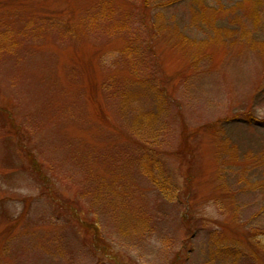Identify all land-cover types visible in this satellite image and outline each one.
<instances>
[{
    "label": "rangeland",
    "instance_id": "obj_1",
    "mask_svg": "<svg viewBox=\"0 0 264 264\" xmlns=\"http://www.w3.org/2000/svg\"><path fill=\"white\" fill-rule=\"evenodd\" d=\"M143 4L0 0V264H264V0Z\"/></svg>",
    "mask_w": 264,
    "mask_h": 264
},
{
    "label": "trees",
    "instance_id": "obj_2",
    "mask_svg": "<svg viewBox=\"0 0 264 264\" xmlns=\"http://www.w3.org/2000/svg\"><path fill=\"white\" fill-rule=\"evenodd\" d=\"M147 1L148 0H144V4H146L147 3ZM144 4L142 5V6H144ZM157 62H158V60H157ZM157 62H156V64H157ZM153 76V75H152ZM160 81V80H159ZM161 82V81H160ZM157 87H160L161 88V85L160 84H162V82L161 83H159V85H158V83L157 82H155L154 83ZM162 88H163V86H162ZM28 153H29V151H28ZM31 153V152H30ZM31 154H28V156H29V158H31V156H30ZM163 179V180H162ZM153 180H155V182H163V183H161V185H166L167 184V181H164V180H166V179H164V177L163 178H160V177H158V178H154V176H153ZM168 183H169V181H168ZM192 216V215H191ZM72 217H73V219L76 221V222H78L88 233H91V237L89 236H87L85 239H84V242L92 249V250H94V248H95V245L97 244V243H95V241L96 240H98V235L100 234V229L97 227V225L95 224V223H88V222H86V221H84V220H80V218H79V214H77L76 212H74L73 213V215H72ZM189 217H190V215H189ZM70 223L72 224L73 222H71L70 221ZM100 242V241H99ZM238 252H240V254L241 255H243V256H247V253H246V251L244 250V249H242V248H240V247H238V250H237ZM249 256H253L252 255V253L251 252H249ZM97 262H100V260H97ZM178 263V261H175V264H177Z\"/></svg>",
    "mask_w": 264,
    "mask_h": 264
}]
</instances>
